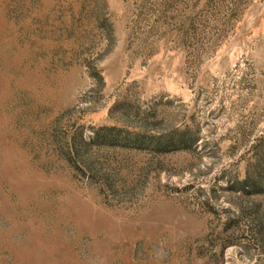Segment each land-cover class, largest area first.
Masks as SVG:
<instances>
[{"label":"rangeland","instance_id":"rangeland-1","mask_svg":"<svg viewBox=\"0 0 264 264\" xmlns=\"http://www.w3.org/2000/svg\"><path fill=\"white\" fill-rule=\"evenodd\" d=\"M0 264H264V0H0Z\"/></svg>","mask_w":264,"mask_h":264}]
</instances>
